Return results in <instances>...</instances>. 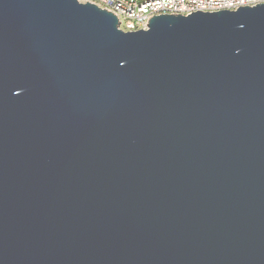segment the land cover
Returning a JSON list of instances; mask_svg holds the SVG:
<instances>
[{
	"label": "water",
	"instance_id": "water-1",
	"mask_svg": "<svg viewBox=\"0 0 264 264\" xmlns=\"http://www.w3.org/2000/svg\"><path fill=\"white\" fill-rule=\"evenodd\" d=\"M0 264H264V3L0 0Z\"/></svg>",
	"mask_w": 264,
	"mask_h": 264
},
{
	"label": "built area",
	"instance_id": "built-area-1",
	"mask_svg": "<svg viewBox=\"0 0 264 264\" xmlns=\"http://www.w3.org/2000/svg\"><path fill=\"white\" fill-rule=\"evenodd\" d=\"M92 2L113 12L124 31L148 29L151 16L160 14H184L202 11L236 10L241 6H254L264 0H79Z\"/></svg>",
	"mask_w": 264,
	"mask_h": 264
}]
</instances>
